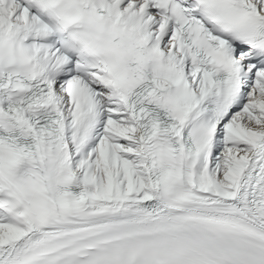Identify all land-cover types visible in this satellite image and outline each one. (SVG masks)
I'll list each match as a JSON object with an SVG mask.
<instances>
[{
	"label": "snow or ice",
	"instance_id": "1",
	"mask_svg": "<svg viewBox=\"0 0 264 264\" xmlns=\"http://www.w3.org/2000/svg\"><path fill=\"white\" fill-rule=\"evenodd\" d=\"M0 264H264V0H0Z\"/></svg>",
	"mask_w": 264,
	"mask_h": 264
}]
</instances>
